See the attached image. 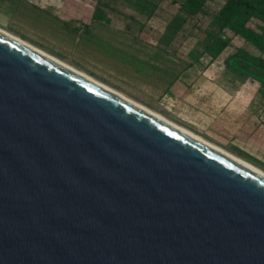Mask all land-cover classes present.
<instances>
[{
  "label": "water",
  "instance_id": "water-1",
  "mask_svg": "<svg viewBox=\"0 0 264 264\" xmlns=\"http://www.w3.org/2000/svg\"><path fill=\"white\" fill-rule=\"evenodd\" d=\"M0 264H264V177L0 35Z\"/></svg>",
  "mask_w": 264,
  "mask_h": 264
},
{
  "label": "rangeland",
  "instance_id": "rangeland-1",
  "mask_svg": "<svg viewBox=\"0 0 264 264\" xmlns=\"http://www.w3.org/2000/svg\"><path fill=\"white\" fill-rule=\"evenodd\" d=\"M79 1L84 6V20L96 13L91 27L82 24L58 32L53 27L56 22L48 16L50 9L39 11L28 0H0V29L170 121L179 120L163 109L160 96L166 87L164 78L174 70L239 75L261 85L248 88L245 81L246 92H264V72L255 74L238 59L226 66L233 72L223 67L226 58L236 56L264 69V0H249V7L242 8L226 27L216 19L225 0ZM120 14L133 31L132 52L112 47V18ZM218 39L229 44L222 48ZM180 124L196 132L192 126ZM202 136L212 140L207 133Z\"/></svg>",
  "mask_w": 264,
  "mask_h": 264
},
{
  "label": "crops",
  "instance_id": "crops-1",
  "mask_svg": "<svg viewBox=\"0 0 264 264\" xmlns=\"http://www.w3.org/2000/svg\"><path fill=\"white\" fill-rule=\"evenodd\" d=\"M74 1L76 3L68 0H28L39 11L51 10L47 11L48 16L56 22L57 25L53 27L56 26L58 32L62 28L74 29L82 24L90 26L94 20L93 12L84 20L82 2ZM123 16L120 14L112 18V47L115 46L114 50L132 52L134 35L133 31L128 30V22L123 21ZM223 67L227 72H233L224 64ZM210 71L174 70L164 78L166 87L160 96L163 109L167 113L172 112L176 119L192 126L196 132L179 121L173 120L172 123L264 172V92L259 89L246 92L247 80L239 75L219 77L209 75ZM247 85L248 88L261 87L251 81H247ZM205 133L212 140L204 138L202 134Z\"/></svg>",
  "mask_w": 264,
  "mask_h": 264
},
{
  "label": "bare ground",
  "instance_id": "bare-ground-1",
  "mask_svg": "<svg viewBox=\"0 0 264 264\" xmlns=\"http://www.w3.org/2000/svg\"><path fill=\"white\" fill-rule=\"evenodd\" d=\"M0 35L8 38L9 40L19 44L20 46L40 55L41 57L45 58L46 60L54 63L55 65L57 66H60L62 67L63 69L67 70L68 72L82 78L83 80L87 81L88 83L98 87L99 89L107 92L108 94H111L112 96L120 99L121 101L131 105L132 107L136 108L137 110L149 115L150 117L160 121L161 123L167 125L168 127L180 132L181 134L193 139L194 141H196L197 143L203 145L204 147L214 151V152H217L218 154L262 175L264 177V172L261 171L260 169L256 168L255 166L251 165L250 163L228 153V152H225L217 147H214L213 145L207 143L206 141H204L203 139H201L200 137L190 133L189 131H187L186 129L182 128V127H179L178 125L172 123L171 121L167 120L166 118H164L163 116L153 112L152 110L138 104L137 102L133 101V100H130L129 98H127L126 96H124L122 93L118 92V91H115L114 89H111L109 87H107L106 85L96 81L95 79H93L92 77H90L89 75L69 66L68 64L62 62L61 60L39 50L38 48L18 39L17 37L3 31L0 29Z\"/></svg>",
  "mask_w": 264,
  "mask_h": 264
},
{
  "label": "trees",
  "instance_id": "trees-1",
  "mask_svg": "<svg viewBox=\"0 0 264 264\" xmlns=\"http://www.w3.org/2000/svg\"><path fill=\"white\" fill-rule=\"evenodd\" d=\"M244 7L246 8L249 7V0H225L224 4L216 14V19L220 22L222 26L226 27L227 25L232 23L233 19L238 15V13ZM95 17H96V13H93V18ZM217 42L220 44L222 48H225L229 44L227 40L224 41L218 39ZM233 59L242 60L245 63H247L250 66L249 68L251 69V71L254 72L255 74H258L260 71L264 72V69L254 65L251 62L244 60L243 58L236 56H230L226 58L223 61V64L228 67L230 61Z\"/></svg>",
  "mask_w": 264,
  "mask_h": 264
}]
</instances>
